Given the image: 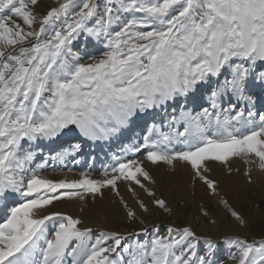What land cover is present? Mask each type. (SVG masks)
I'll return each instance as SVG.
<instances>
[{"label": "snow or ice", "instance_id": "6c2138e0", "mask_svg": "<svg viewBox=\"0 0 264 264\" xmlns=\"http://www.w3.org/2000/svg\"><path fill=\"white\" fill-rule=\"evenodd\" d=\"M40 5L0 0V264H224L217 241L194 226L218 223L203 203L192 220L177 223L187 211L177 199L165 234L144 241L147 226L97 234L82 216L55 208L103 200L110 190L129 223L145 225L141 214L153 209L172 216L154 170L175 174L180 166L248 228L254 218L221 194L212 165L230 176L239 171L232 161L242 160L248 184L264 173V111L257 110L264 109V0H57L44 12ZM81 37L97 46L87 61L73 50ZM190 97L205 104L196 112L182 107L167 131L148 126L99 178L43 174L49 161L81 153V141H111L141 114ZM65 138L67 148L41 156V143ZM223 243L231 264H264V236Z\"/></svg>", "mask_w": 264, "mask_h": 264}, {"label": "bare ground", "instance_id": "6f19581e", "mask_svg": "<svg viewBox=\"0 0 264 264\" xmlns=\"http://www.w3.org/2000/svg\"><path fill=\"white\" fill-rule=\"evenodd\" d=\"M73 50L79 52L85 61L88 60L89 55L98 54L97 46L91 42H88L86 45L84 38L74 42ZM256 91H258V89ZM204 104L205 102L200 97H196L195 99L190 97L187 100L178 99L175 103H170L166 108L149 110L148 112L141 114L139 118L135 119L134 122H132L118 138H114L108 142H96L95 144L87 141H81L83 144V151L81 153L76 154L75 156H69L63 162L49 161V166L44 169L43 174L54 179H62L65 177L77 179L80 178L82 173H89L92 177L99 178L105 167L115 163L116 156L125 155L123 152L125 146L141 142L148 126L154 123L161 126L163 130L167 131V123L171 120L172 116L179 115L182 107L196 112L199 111L200 107ZM259 108L260 106L258 105L257 110ZM261 111H264V109H261ZM67 147L68 140L65 138L64 140H57L55 143H41L38 151L41 153V156H48L54 155L55 152L61 151ZM41 156L37 157V163L40 162ZM241 166L242 165L232 166L234 169H239V171H234L230 176L225 175L224 170H220L218 173L213 175L220 179L221 190L224 189L225 186H232L234 183L238 191L242 188H249L253 191H264V173L254 172V176L256 177L255 183L248 184L244 176L246 168H240ZM149 167L151 168V166ZM212 167H215V165H212ZM154 174L158 179V184L155 186L157 194L159 195L164 192V195L168 196L173 204L174 215L172 216L153 209L152 213L141 214V218L145 220V225H140L138 222L129 223L125 220L124 211L119 204L118 198L115 197L110 190L105 191L103 200H97L96 202L86 201L58 203L55 210L67 212L74 216H82L86 221V225L91 226L97 234L99 231L106 230L138 232L143 226H147L149 232L147 235H141L138 237L141 241L150 239L159 232H164L165 234L166 226L176 219L175 208L177 199L172 195L171 189L173 187V183L178 180L177 188L179 191L182 190L187 193V184L191 183L190 174L186 167L180 166L177 167L175 174L168 172L164 166L155 169ZM162 177L165 179H161ZM196 184L197 195L200 197L206 195L204 186L200 183ZM136 191L139 193L141 198L150 204L151 198H149L143 190L137 188ZM121 194L131 205L135 206L132 194L127 191L124 185H121ZM178 195H181L180 192H178ZM188 201L189 199L186 200V203ZM190 205L194 210L188 209L185 204L187 211L184 212V209H181V212H184V214L179 216L177 223H180L181 221L185 223L192 220L193 216L196 214L197 206L192 200L190 201ZM81 207L84 209L83 212L80 211ZM217 208L218 210L220 208L218 204ZM100 215L104 216L105 219H100ZM2 218V214H0V219ZM193 223L194 226L197 227L199 234L211 235L215 240H218L219 237L226 235V233H232L231 230H228V228H222V226H217L215 229H212L203 219H197L193 221ZM222 229L228 231L223 233L221 232ZM228 255L229 251L220 249L218 251L217 258L229 261L227 259Z\"/></svg>", "mask_w": 264, "mask_h": 264}, {"label": "rangeland", "instance_id": "374dc122", "mask_svg": "<svg viewBox=\"0 0 264 264\" xmlns=\"http://www.w3.org/2000/svg\"><path fill=\"white\" fill-rule=\"evenodd\" d=\"M55 6H57V0H41V5L38 10L44 12L49 7H55ZM13 18L15 19V17ZM82 38L83 37H81L80 39ZM258 110L261 111V108H259ZM240 165H242L240 168H247V165H245V163L240 159H234L232 161V166H240ZM220 170H224L223 166L215 165V167H212V175H215ZM177 182L178 180H176L173 183V187L171 189L172 195L176 199H182L184 201L189 199V201L186 203V207L188 209L193 208L190 205L191 200L196 203V206L200 203L209 206L212 210L213 216L218 221L217 225L209 224L210 227L212 229H215L217 226H222V228H228V230L232 231L233 234L231 232L230 234H228L226 233L228 230H224V229L221 230V232L226 233V235L222 236L223 238L219 237L218 240H216L217 243L219 244V250L223 249L229 251V246L223 243L224 238L226 236L240 235L250 240L253 238L258 240L262 236H264V218L261 217V211L264 210V191H253L252 189L249 188H242L240 191H238L234 183L232 184V186H225L224 189L221 190V194L230 201L233 207L239 210L243 215H245V217L254 218L253 222L250 223L248 228H241L236 224L235 221L229 218V215L227 211L223 208V206L217 203V200L219 198L212 199L208 197L207 194L204 195L203 197L198 196L196 193L197 184H195V186H193L191 183L187 184V193H185L182 190L179 191V189L177 188ZM178 192H180L181 195H178ZM159 195L167 197L170 200L168 196L164 195V192ZM217 204L220 206L219 210L217 208ZM100 219L104 220L105 217L100 215ZM205 222L208 223L207 220H205ZM180 223H183V221H181ZM158 234L163 235L164 232H159ZM202 235H206V234H202ZM212 238L214 239V237ZM224 264H231V262L224 261Z\"/></svg>", "mask_w": 264, "mask_h": 264}]
</instances>
